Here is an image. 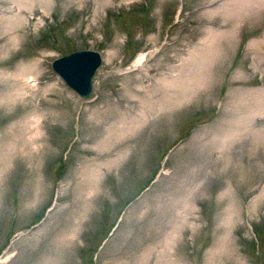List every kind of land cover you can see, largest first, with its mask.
Wrapping results in <instances>:
<instances>
[{"label":"rangeland","instance_id":"rangeland-1","mask_svg":"<svg viewBox=\"0 0 264 264\" xmlns=\"http://www.w3.org/2000/svg\"><path fill=\"white\" fill-rule=\"evenodd\" d=\"M0 258L264 264V0H0Z\"/></svg>","mask_w":264,"mask_h":264},{"label":"water","instance_id":"water-1","mask_svg":"<svg viewBox=\"0 0 264 264\" xmlns=\"http://www.w3.org/2000/svg\"><path fill=\"white\" fill-rule=\"evenodd\" d=\"M101 64L102 57L98 51L77 50L55 58L51 66L68 88L85 99L93 91V78Z\"/></svg>","mask_w":264,"mask_h":264},{"label":"bare ground","instance_id":"bare-ground-1","mask_svg":"<svg viewBox=\"0 0 264 264\" xmlns=\"http://www.w3.org/2000/svg\"><path fill=\"white\" fill-rule=\"evenodd\" d=\"M143 58H144V56H140L139 58H138V60H137V62H141L142 60H143ZM10 255H8V257H9ZM7 256L3 259L4 261L8 258ZM0 260H1V258H0ZM2 260V261H3ZM7 261V260H6Z\"/></svg>","mask_w":264,"mask_h":264}]
</instances>
